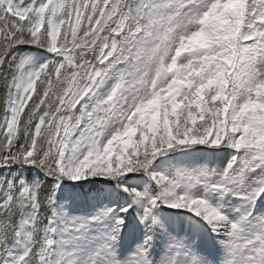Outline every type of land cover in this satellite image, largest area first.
<instances>
[{
    "label": "snow or ice",
    "instance_id": "1",
    "mask_svg": "<svg viewBox=\"0 0 264 264\" xmlns=\"http://www.w3.org/2000/svg\"><path fill=\"white\" fill-rule=\"evenodd\" d=\"M0 264H264V0H0Z\"/></svg>",
    "mask_w": 264,
    "mask_h": 264
}]
</instances>
